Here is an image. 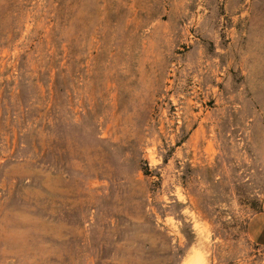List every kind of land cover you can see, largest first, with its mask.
<instances>
[{
	"label": "rangeland",
	"instance_id": "374dc122",
	"mask_svg": "<svg viewBox=\"0 0 264 264\" xmlns=\"http://www.w3.org/2000/svg\"><path fill=\"white\" fill-rule=\"evenodd\" d=\"M264 0H0V264H264Z\"/></svg>",
	"mask_w": 264,
	"mask_h": 264
},
{
	"label": "crops",
	"instance_id": "0c3cea01",
	"mask_svg": "<svg viewBox=\"0 0 264 264\" xmlns=\"http://www.w3.org/2000/svg\"><path fill=\"white\" fill-rule=\"evenodd\" d=\"M251 234L259 242H264V212L257 213L249 223Z\"/></svg>",
	"mask_w": 264,
	"mask_h": 264
}]
</instances>
